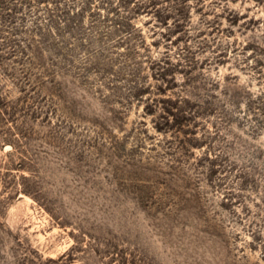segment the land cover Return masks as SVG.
<instances>
[{
	"label": "rangeland",
	"instance_id": "rangeland-1",
	"mask_svg": "<svg viewBox=\"0 0 264 264\" xmlns=\"http://www.w3.org/2000/svg\"><path fill=\"white\" fill-rule=\"evenodd\" d=\"M0 264H264V0H0Z\"/></svg>",
	"mask_w": 264,
	"mask_h": 264
}]
</instances>
